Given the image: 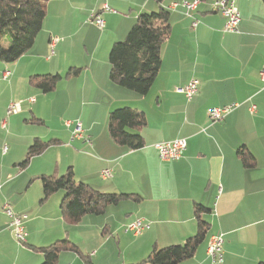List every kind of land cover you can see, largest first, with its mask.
Here are the masks:
<instances>
[{
    "label": "crops",
    "instance_id": "1",
    "mask_svg": "<svg viewBox=\"0 0 264 264\" xmlns=\"http://www.w3.org/2000/svg\"><path fill=\"white\" fill-rule=\"evenodd\" d=\"M171 1L182 0H165L162 6ZM212 2L200 1L190 16L180 5L169 10L170 34L161 47L158 73L149 91L140 95L110 80L108 53L140 13L155 11L159 4L45 0L42 28L33 45L14 61L0 60V129L6 130L0 133V264H40L43 255L36 247L65 237L79 251L60 252L55 264H138L153 248L183 243L196 232L195 204L208 209L202 214L209 224L206 238L192 257L178 264H212L205 249L216 232L223 233V260L216 264L264 263V83L259 77L264 65V1L234 0L240 13L236 33L223 31L224 17ZM103 4L110 10L101 11L104 27L99 29L88 19ZM192 19L198 21L194 28ZM87 29L98 32L91 50L86 47ZM53 36L59 40L51 52ZM81 44L86 49L79 50ZM69 67L82 69L77 76L60 79L53 92L61 94L58 105L74 118L70 121L81 122L89 141L73 138L72 125L61 121L48 134L32 126L46 121L40 115L42 96L36 95L40 90L29 77L64 75ZM5 71L9 73L3 77ZM192 78L199 81L198 89L188 99L175 88ZM15 101L20 109L7 114ZM232 103L238 105L222 120L208 118L207 108ZM121 106L145 114L146 124L139 131L144 144L139 149H127L109 137L108 112ZM19 124L29 126L22 133ZM35 137L57 142L21 168L23 152ZM175 138L186 140L183 155L161 160L153 145ZM240 147L254 156L252 167L238 158ZM68 167L76 181L138 199H123L103 214H86L68 223L59 210L63 191L41 202V183L34 178L62 175ZM104 168L111 169V177H101ZM4 202L27 215L23 243L8 227ZM136 218L148 227L136 235L124 233L123 225Z\"/></svg>",
    "mask_w": 264,
    "mask_h": 264
},
{
    "label": "trees",
    "instance_id": "2",
    "mask_svg": "<svg viewBox=\"0 0 264 264\" xmlns=\"http://www.w3.org/2000/svg\"><path fill=\"white\" fill-rule=\"evenodd\" d=\"M164 1L155 0L159 4L158 9L140 13L124 39L113 42L109 49L110 80L140 95L149 91L161 64V47L169 38L170 12L162 6ZM44 2L45 0H0V60L14 61L33 45L42 28L45 16ZM81 69L69 67L64 75L35 74L29 77V82L46 93L54 90L60 79L77 76ZM145 124L144 112L130 106L116 107L108 112L109 137L130 150L143 146V137L139 131ZM56 142L55 139L33 138L19 166L25 167L33 156ZM236 154L243 166L254 165V156L245 148H238ZM34 178H38L41 183V202L56 191H63L59 210L63 219L71 224L78 222L86 214H103L107 206L117 205L123 199H138L135 194L102 192L86 183L76 181L71 167L62 175L40 174ZM193 211L197 222L193 235L180 244L153 248L140 263L178 264L192 257L198 245L205 240L209 226L202 217V214L208 211L206 207L195 204ZM36 249L43 255L40 264H55L62 251H79L66 237Z\"/></svg>",
    "mask_w": 264,
    "mask_h": 264
},
{
    "label": "built area",
    "instance_id": "3",
    "mask_svg": "<svg viewBox=\"0 0 264 264\" xmlns=\"http://www.w3.org/2000/svg\"><path fill=\"white\" fill-rule=\"evenodd\" d=\"M200 0H182L180 2L171 1L168 5L163 6L167 10H171L176 8L178 5L184 8V13L187 16L191 15V11L194 10ZM212 7L218 11L224 17V25L223 31L229 33L238 32V26L240 23V13L237 6L234 3V0H213L211 3ZM110 10L106 4H103L102 9L98 11H93L89 15V21L93 23L97 28L102 29L104 27V20L101 16V11ZM198 21L196 19L191 20V27H195ZM59 40L57 36H53L50 38V48L51 52H53V47L55 43ZM8 71L3 72V77L8 75ZM259 77L261 81L264 83V65L259 70ZM198 80L196 78L190 79L187 83L182 86H178L175 90L179 93L184 94L188 99H190L198 89ZM30 101L34 100V97L29 98ZM238 104L232 103L225 106H212L207 108L206 114L208 118L212 121H219L224 118L226 114H228L233 108H235ZM20 109L19 102H12L9 104L7 108V114L15 113ZM254 109V105L250 107L252 111ZM66 126L72 125V137L73 138H84L83 128L81 122L79 120L64 121ZM6 119L4 118L2 121V126L5 127ZM87 141L89 139L84 138ZM154 148L157 150L158 156L161 160H177L182 155L184 150L186 149V140L185 138H175L173 140L161 141L157 142L154 145ZM6 151V145L3 146L2 152ZM100 175L103 179L109 178L112 175L111 169L104 168L100 170ZM2 209L5 215L8 218V227L10 228L13 237L19 243H23L26 241V233L24 231V220L27 218L25 213H17L15 212L11 206L4 202L2 205ZM148 227V224L144 222L142 218H136L131 220L123 225V232L126 234H139L143 229ZM222 244H223V233L216 232L211 234L208 237L206 243V256L209 258L212 264L221 263L223 260L222 255Z\"/></svg>",
    "mask_w": 264,
    "mask_h": 264
},
{
    "label": "rangeland",
    "instance_id": "4",
    "mask_svg": "<svg viewBox=\"0 0 264 264\" xmlns=\"http://www.w3.org/2000/svg\"><path fill=\"white\" fill-rule=\"evenodd\" d=\"M97 30H99V29H97ZM96 32L97 31H92L90 29H87V32H86L87 39H88V37L90 39V41L86 44V47H87L88 50H91L90 47H91V44H92L93 39L95 40ZM77 39H79V37H77ZM122 39H124V38H121L120 40H122ZM86 47L84 46V48H83V45L81 44V47L78 46V49L81 50V48H82L84 50V49H86ZM37 93L38 94H36V95H39L40 96V97L38 96L39 99L42 96L41 103H42V109L43 110L40 111V113H41L40 115H42L43 117H45V121L46 122L44 124L33 123L34 125H32V126L34 128H37V129H39L41 131H44V132H46L48 134V132H50V130L48 131V129H52L53 128V125L56 126L59 121H61L64 124V121L67 120V119L74 120V118H71L70 116H66L64 114L65 113L64 112V109L61 107V105L60 106L58 105V100H59L60 95H61L60 93H57V95H56L53 92V90L52 91H49V92H46V93H44V92H42L40 90ZM1 98H3V96H1ZM128 101H130V100H128ZM15 102H17V101H15ZM0 121H1V118H0ZM19 126H21L20 130L23 133L26 130V128H27L26 126H29V125H27V124L20 125L19 124ZM7 129H8V131H10L9 125H8V128ZM5 131H6L5 129L4 130L3 129H0V133H4ZM45 139L48 140V137H46ZM4 143H5V141H4ZM27 148H26V150H27ZM26 150H25V152H23V158H24V155L26 153Z\"/></svg>",
    "mask_w": 264,
    "mask_h": 264
}]
</instances>
